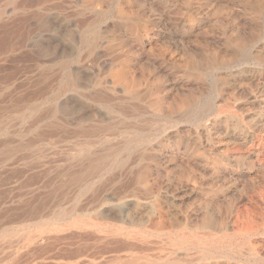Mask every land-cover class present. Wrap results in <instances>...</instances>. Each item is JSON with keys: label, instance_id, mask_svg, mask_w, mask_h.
Returning a JSON list of instances; mask_svg holds the SVG:
<instances>
[{"label": "bare ground", "instance_id": "6f19581e", "mask_svg": "<svg viewBox=\"0 0 264 264\" xmlns=\"http://www.w3.org/2000/svg\"><path fill=\"white\" fill-rule=\"evenodd\" d=\"M146 1L148 4L149 1ZM259 14L263 16L264 13L260 11ZM130 16L117 0H0V209L7 204L17 203L15 209L12 205L6 209L21 210L22 220L33 223L24 235L25 242L34 252L44 246L50 249L47 257H35L38 261L48 260L52 264H158L150 262L146 256L145 262L140 263L136 258L122 261L117 255L108 261L107 255L122 250L149 255L156 250L153 251L151 245L154 238L160 239L162 246L173 242L176 247L185 250L201 247L202 239L197 235L173 234L164 224L156 227L158 220L153 215L148 216L145 224L138 223L130 212L144 199L136 187L147 180L148 164H151L150 160L159 149L156 140L164 139L172 130L178 131L181 125H190L209 133L206 120L217 111L213 107L207 113L202 105L189 103L179 112L169 111L171 109L164 107L156 90L139 89L132 83L129 64L131 60L137 59L128 56L126 51L115 49L117 43H122L120 38L110 42L105 51L98 50V45L104 38L102 28L137 36L139 24ZM146 46L141 51L150 59L153 55ZM101 57H106L107 60L99 62ZM199 74L203 80H211L214 89H218L220 78H214L205 70ZM91 108L98 110L101 117L94 124H89L84 117ZM74 115L78 117L74 118ZM117 138L123 140L120 143L116 141L118 144L112 143ZM74 159H78L76 164ZM130 161L136 165L129 169L136 172L135 177L128 172L127 165ZM113 172H119L118 178L111 177ZM116 181L119 187H115L114 191L112 188L109 192L107 187L114 186ZM16 189L23 193L12 197L11 191ZM94 210L96 211L93 212ZM3 214L1 212L0 217ZM159 214L160 220L165 221V216L160 212ZM19 216L21 217L20 214ZM117 217L122 218L123 225L116 224ZM16 220L18 223V219L14 221ZM13 236L14 231L9 229L0 232L1 239H11ZM8 247L13 250L8 252L7 259L15 256L18 250L12 245ZM204 251L226 252L223 248H206ZM250 253L255 258L254 253ZM37 260L34 259L29 264H35Z\"/></svg>", "mask_w": 264, "mask_h": 264}, {"label": "rangeland", "instance_id": "374dc122", "mask_svg": "<svg viewBox=\"0 0 264 264\" xmlns=\"http://www.w3.org/2000/svg\"><path fill=\"white\" fill-rule=\"evenodd\" d=\"M111 1L114 0H109V2ZM117 1H120L127 15H132L130 17H133L132 19L139 24V32L137 36H133L102 28L104 38L98 45V50L105 51L110 42L120 38L122 43H117L114 46L115 49L126 51L128 56H134L137 59L135 61L131 60V64H129L132 83L139 89L152 88L156 90L163 105H165L164 107L171 109L169 111L179 112L185 109L188 103L202 105L201 107L207 109V113L213 107L217 111L206 120V124H209V133L190 125H181L178 131L172 130L173 132L171 131L164 139L156 140L160 151L157 150L156 156H153L149 162L151 164H148L149 170L147 171L146 182L136 187L143 194L144 199L140 205L130 210L138 223L145 224L148 216L153 215L158 220L156 221V227L164 224L170 233H182L187 236L197 235L202 239L201 247L185 250L176 247L173 242L162 246L161 240L154 238L151 245L153 246L152 250H156L149 255L139 251L122 250L119 253L107 255L108 261L115 257L114 255H117L122 261L136 258L135 260L140 263L145 262L146 256L150 262H157L158 264H264V0H261V2L260 0H246L247 2L245 0H148V4L146 0ZM260 11L263 16L259 14ZM233 19L234 21H232ZM182 41L184 44H182ZM143 46L151 50L153 56L150 59L141 51ZM187 47H189V50ZM125 48L127 49L124 50ZM118 53L119 51L116 52V54ZM240 56H242V59ZM105 60H107L106 57H101L99 62ZM219 65L222 66L219 67ZM203 70L210 72L214 78L221 79L218 89H214L211 80L200 78L199 72ZM229 84L232 86H229ZM222 98L223 100H221ZM164 101L168 102L165 103ZM98 113V110L91 108V111L88 110L84 117L89 124H94L95 121L101 118ZM74 116V118L78 117V115ZM117 139L113 140L112 143L118 144L123 140L121 138ZM226 140L227 142H225ZM209 143L211 144L209 145ZM77 160L74 159L75 164ZM222 160L224 161L222 162ZM129 163L127 165L128 172L131 175L134 174L132 177H135L136 172L129 171V169L135 168L136 165L131 161ZM61 164L63 163L61 162ZM192 173L193 176H191ZM114 176L118 178L119 172H113L111 177L114 178ZM206 178L208 179L206 180ZM115 183L114 186L107 187L109 192L112 191V188H114V191L115 187L116 189L119 187L117 181ZM19 190H12L10 195L17 197L23 193ZM16 204L10 203L0 209V216L1 212L4 213L3 217H0L2 221H0V232L3 229L14 231V236L11 239L10 237L0 238V260H2L0 264H29L30 261L37 260L40 256V258H45L50 253V249H47L48 246L38 248V251L34 252L35 250H32V247L25 242L24 235L33 223L29 220H22V211L14 210ZM11 205L14 209L7 210L6 208ZM145 205L147 206L145 207ZM159 212L165 216V221L160 220ZM82 213L86 214L85 212ZM242 214L246 215L243 216ZM15 219H18V223L17 220L14 221ZM117 222L116 224L123 225L121 217H117ZM20 235L22 236L19 237ZM19 238L22 240H18ZM8 240L13 242L11 243ZM11 245L18 250L15 256L7 259L8 252L13 250V248L8 247ZM206 248L214 250L223 248L224 251L230 254L226 252L207 253L204 251ZM24 251L26 252L22 254ZM40 252L42 254H39ZM250 252L254 253L256 259L250 255ZM20 255L25 257L22 258ZM2 257H4V261ZM49 262L48 260H37L35 264H48Z\"/></svg>", "mask_w": 264, "mask_h": 264}]
</instances>
